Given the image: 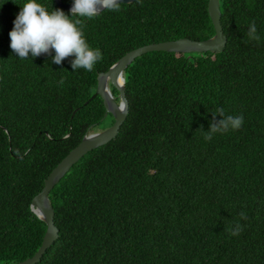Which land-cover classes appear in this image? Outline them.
<instances>
[{
    "label": "trees",
    "instance_id": "obj_1",
    "mask_svg": "<svg viewBox=\"0 0 264 264\" xmlns=\"http://www.w3.org/2000/svg\"><path fill=\"white\" fill-rule=\"evenodd\" d=\"M27 2L0 0V264L40 246L30 201L102 121L100 98L88 101L98 73L138 47L214 34L207 0H134L84 21L103 60L73 71L71 57L57 65L54 51L21 59L10 48ZM218 7L222 52H148L126 66V117L48 193L58 237L36 264H264V0ZM217 108L244 123L206 140Z\"/></svg>",
    "mask_w": 264,
    "mask_h": 264
},
{
    "label": "clouds",
    "instance_id": "obj_2",
    "mask_svg": "<svg viewBox=\"0 0 264 264\" xmlns=\"http://www.w3.org/2000/svg\"><path fill=\"white\" fill-rule=\"evenodd\" d=\"M122 0H73L70 14L62 9H53L49 12L37 0H28L21 7V11L13 21L14 27L9 32L10 48L21 59L38 57L42 54L52 56L53 63L59 65L66 58L71 59V67L74 70L84 69L92 72L97 62L103 60L101 51L93 49L87 42L84 35V21L98 16L103 11H120ZM72 17H77L73 20ZM255 23L250 26L249 37L259 40L256 34ZM63 83V81H61ZM126 80L122 76L117 77L118 86H123ZM213 121L209 130L205 131V139L211 140L215 133H224L231 130H238L244 123L242 115H225L224 109L217 108L212 113ZM216 116L221 119L216 120ZM31 210L39 216L41 213L35 206ZM241 217L245 214L240 213ZM240 228L233 235L238 234Z\"/></svg>",
    "mask_w": 264,
    "mask_h": 264
},
{
    "label": "water",
    "instance_id": "obj_3",
    "mask_svg": "<svg viewBox=\"0 0 264 264\" xmlns=\"http://www.w3.org/2000/svg\"><path fill=\"white\" fill-rule=\"evenodd\" d=\"M134 0H122L123 4H130ZM54 4L65 12H70L72 4L63 5L59 0H53ZM206 11L211 22L214 34L202 41H192L186 38L174 41L159 42L148 44L133 49L118 60H116L105 72L98 73L96 76L95 91L88 99L91 100L98 96L104 109L102 119L107 115L111 116L112 123L104 130L84 135L78 144L50 170L43 180L40 191L30 201V211L45 225V231L41 239L40 246L29 258L15 264H36L39 262L45 251L50 248L58 237V230L53 224V210L49 205L47 196L50 190L68 172V170L86 153L111 141L117 134L118 129L124 121L127 113V101L124 94V85L118 86L117 77L122 76V72L135 58L148 52H170L181 54H201V53H220L222 52L226 38L220 26V13L218 0H207ZM108 86L112 87L118 97L115 102ZM35 206L41 213L39 216L31 210Z\"/></svg>",
    "mask_w": 264,
    "mask_h": 264
},
{
    "label": "rangeland",
    "instance_id": "obj_4",
    "mask_svg": "<svg viewBox=\"0 0 264 264\" xmlns=\"http://www.w3.org/2000/svg\"><path fill=\"white\" fill-rule=\"evenodd\" d=\"M109 118L106 116L99 124L95 125L90 129V132L95 133L109 127Z\"/></svg>",
    "mask_w": 264,
    "mask_h": 264
}]
</instances>
